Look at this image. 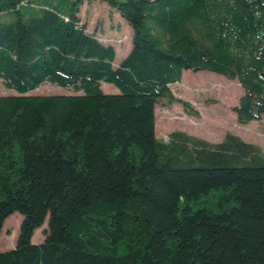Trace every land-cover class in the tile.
Returning <instances> with one entry per match:
<instances>
[{
    "label": "trees",
    "instance_id": "16d2710c",
    "mask_svg": "<svg viewBox=\"0 0 264 264\" xmlns=\"http://www.w3.org/2000/svg\"><path fill=\"white\" fill-rule=\"evenodd\" d=\"M101 1L132 28L120 61L85 0H0V233L23 216L0 264H264L263 150L156 135L161 100L191 106L186 70L238 81V122L262 120L264 0Z\"/></svg>",
    "mask_w": 264,
    "mask_h": 264
},
{
    "label": "rangeland",
    "instance_id": "374dc122",
    "mask_svg": "<svg viewBox=\"0 0 264 264\" xmlns=\"http://www.w3.org/2000/svg\"><path fill=\"white\" fill-rule=\"evenodd\" d=\"M44 2V0H36ZM80 17L87 25L89 33H95L106 44H112L117 50V61L123 59L132 46V28L113 10L108 3L101 0H85ZM105 92H118L108 83H103ZM176 98L186 101L190 107L181 102L169 104L161 100L156 106V135L168 141L174 131H183L189 135L218 143L231 132L243 140L258 145L264 154V116L260 121L241 124L233 107L239 104L244 88L236 80H230L213 72L194 73L184 71L182 81L172 86ZM14 93L5 88L0 81V95ZM33 94H74L72 89L61 88L45 83L32 92ZM193 109L192 112L189 109ZM23 216L14 212L4 221L0 233V250H9L16 246ZM47 223L35 230L32 241L41 243L45 239L44 230Z\"/></svg>",
    "mask_w": 264,
    "mask_h": 264
}]
</instances>
